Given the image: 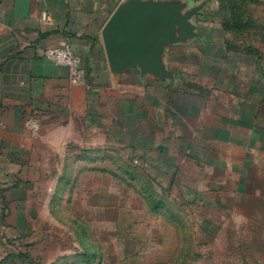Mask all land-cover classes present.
<instances>
[{"label":"crops","instance_id":"crops-1","mask_svg":"<svg viewBox=\"0 0 264 264\" xmlns=\"http://www.w3.org/2000/svg\"><path fill=\"white\" fill-rule=\"evenodd\" d=\"M199 2L162 5L179 20L151 68L129 57L112 65L105 52L104 25L138 8L132 0H0V237L28 229L39 183L59 175L66 154L139 146L157 153L156 167L183 169L185 199L232 250V264H264V64L226 51L224 30ZM63 44L82 58L84 84L44 58ZM192 67L220 82L246 72L247 92L235 102L192 92L205 87L189 79ZM29 118L39 131L25 126Z\"/></svg>","mask_w":264,"mask_h":264},{"label":"rangeland","instance_id":"rangeland-1","mask_svg":"<svg viewBox=\"0 0 264 264\" xmlns=\"http://www.w3.org/2000/svg\"><path fill=\"white\" fill-rule=\"evenodd\" d=\"M193 1H200L202 10L207 6L213 24L223 17L234 22V11L244 22L251 10L252 26L231 24L222 46L245 54L250 48L264 64V0L238 3L234 11L227 3L223 11L218 0ZM188 48L199 50L195 43ZM194 70L189 79L206 88L194 85L192 92L224 99L247 92L246 72L220 82L214 71ZM225 103L230 112L232 103ZM156 158V152L139 153V146L66 154L59 175L39 183L28 229L0 237V264H232V250L204 231L198 203L185 199L184 184L177 182L183 169L172 175L173 170L156 167Z\"/></svg>","mask_w":264,"mask_h":264},{"label":"water","instance_id":"water-1","mask_svg":"<svg viewBox=\"0 0 264 264\" xmlns=\"http://www.w3.org/2000/svg\"><path fill=\"white\" fill-rule=\"evenodd\" d=\"M132 2L138 8L128 6L122 12L113 14L102 29L107 58L115 66L129 57L135 64L158 68L152 53L160 42L168 38V30L179 20L162 9V5L173 4V1ZM200 7L201 3L195 9Z\"/></svg>","mask_w":264,"mask_h":264},{"label":"built area","instance_id":"built-area-1","mask_svg":"<svg viewBox=\"0 0 264 264\" xmlns=\"http://www.w3.org/2000/svg\"><path fill=\"white\" fill-rule=\"evenodd\" d=\"M43 56L46 60L67 67L70 81L76 84H84L86 80V69L82 58L70 45H56L44 50ZM25 126L33 131H39L41 124L37 119L29 118L25 121Z\"/></svg>","mask_w":264,"mask_h":264},{"label":"trees","instance_id":"trees-1","mask_svg":"<svg viewBox=\"0 0 264 264\" xmlns=\"http://www.w3.org/2000/svg\"><path fill=\"white\" fill-rule=\"evenodd\" d=\"M219 1V6H220V8L224 11V9H225V4L227 3L228 4V7H229V5H230V7H231V9L234 11V10H237L236 8H237V4L238 3H245L246 5H249V4H255V3H257V0H218ZM241 14L239 13V12H236V11H234L233 12V14H231V17H232V19L234 20V22L232 21H230V20H227L225 17H223L222 18V20H221V26H222V29L223 30H225V31H227L228 30V28H229V26L231 25V24H235V25H237V24H239L240 26H245L246 28H249V27H251L252 26V24H253V21H252V11L251 10H249L248 11V15H247V17L245 18V20H244V22H242V20H240V19H238V16H240ZM231 19V18H230ZM242 24V25H241ZM238 26V25H237ZM246 53H248V54H251V55H254L255 54V51L254 50H250V48H245V50H244ZM158 207V205L157 204H153L152 205V209H156ZM27 257V255H24V258H26Z\"/></svg>","mask_w":264,"mask_h":264}]
</instances>
